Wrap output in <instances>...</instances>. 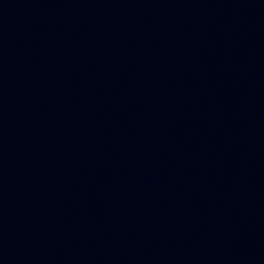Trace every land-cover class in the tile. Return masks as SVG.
Here are the masks:
<instances>
[{
	"label": "water",
	"instance_id": "obj_1",
	"mask_svg": "<svg viewBox=\"0 0 264 264\" xmlns=\"http://www.w3.org/2000/svg\"><path fill=\"white\" fill-rule=\"evenodd\" d=\"M0 264H264V0H0Z\"/></svg>",
	"mask_w": 264,
	"mask_h": 264
}]
</instances>
